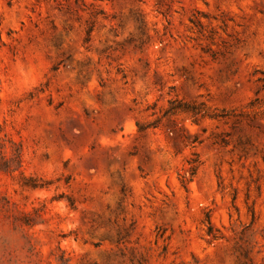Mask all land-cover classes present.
<instances>
[{
  "label": "rangeland",
  "instance_id": "rangeland-1",
  "mask_svg": "<svg viewBox=\"0 0 264 264\" xmlns=\"http://www.w3.org/2000/svg\"><path fill=\"white\" fill-rule=\"evenodd\" d=\"M0 264H264V0H0Z\"/></svg>",
  "mask_w": 264,
  "mask_h": 264
},
{
  "label": "trees",
  "instance_id": "trees-1",
  "mask_svg": "<svg viewBox=\"0 0 264 264\" xmlns=\"http://www.w3.org/2000/svg\"><path fill=\"white\" fill-rule=\"evenodd\" d=\"M254 102H257V100H255ZM249 106L252 107L253 103H250ZM179 116H185L186 120H188L191 125L198 126L203 121H219L229 119H231L234 124H237L239 122V116H242V114L238 115L235 111H221L220 113H214L210 112L209 109L206 108L203 104L186 103L177 99H172L167 102V106L163 110L161 116L157 117L153 122L143 124L137 123L135 125L136 132L138 134H142L149 129H158L163 120L168 121L174 117ZM187 133L189 134V131H187ZM173 134L176 138L184 142L186 137L182 134V130L175 129L174 127ZM188 141L191 146L199 143L198 139L194 135H189ZM221 144H224V142L221 141ZM193 156H195V158L191 159L190 162H188V178L182 179L180 181L182 187L190 182L197 169L198 160L196 155Z\"/></svg>",
  "mask_w": 264,
  "mask_h": 264
}]
</instances>
